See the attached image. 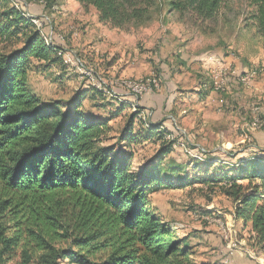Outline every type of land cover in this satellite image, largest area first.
I'll return each mask as SVG.
<instances>
[{
    "label": "trees",
    "instance_id": "trees-1",
    "mask_svg": "<svg viewBox=\"0 0 264 264\" xmlns=\"http://www.w3.org/2000/svg\"><path fill=\"white\" fill-rule=\"evenodd\" d=\"M34 1L24 0L28 5ZM75 1L94 8L102 24L125 32L149 25L165 10L206 32L204 26L217 25L227 2ZM245 1L251 10L248 21L264 42V0ZM24 2L8 8L3 13L8 25H0L3 35L13 30L24 38L22 48L0 53V264H189V247L150 200L161 187L191 182L184 167L167 162L185 135L176 126L171 131L151 121L141 104L135 107L90 84L67 102L38 97L29 84L32 60L57 65L65 51L43 37L37 17L19 8ZM210 91L222 93L214 82L202 96ZM86 98L99 109L112 106L110 101L118 107L109 117H97L84 108ZM126 109L132 114L118 143L107 145L110 122ZM147 142L158 146V154L134 168L131 147ZM240 160L228 168L211 159L207 166L220 165L205 181L221 185L239 203L236 218L264 249V159ZM245 181L252 192L242 185Z\"/></svg>",
    "mask_w": 264,
    "mask_h": 264
},
{
    "label": "rangeland",
    "instance_id": "rangeland-1",
    "mask_svg": "<svg viewBox=\"0 0 264 264\" xmlns=\"http://www.w3.org/2000/svg\"><path fill=\"white\" fill-rule=\"evenodd\" d=\"M17 5V0H0V25H8L3 13ZM19 8L35 15L38 19L35 24L41 25L38 27L43 37L49 43L55 40L65 51L63 57L67 63L64 59L57 65L32 60L30 88L44 101L67 102L89 90L88 84L93 83L83 78L86 72L79 68L80 63L88 71L99 73L107 85L105 92L112 86L108 93L111 97L130 101L138 107L135 96L126 97L121 91H129L122 86L128 81L153 86L157 81L154 89H148L152 95L167 82L175 81L186 89L185 95L193 97L199 85L210 87L214 82L217 88L219 78L224 83L220 91L223 97L231 85L238 87L241 94L243 91L251 94L256 103L251 106L252 115H246L250 110H242L245 120L239 125L229 123V127L223 120L207 118L202 125L217 123L219 129L203 127L198 133L196 128L186 131L176 125L185 140L175 147L167 162L174 161L184 167L191 185L161 187L150 200L151 206L176 230L178 240L185 241L182 245L189 247L190 254L185 258L189 264H264V249L258 245L251 228L236 218L239 203L227 196L221 185L205 181L213 177L220 165L214 162L211 167L207 166L211 159H220L228 168L240 159L253 156L264 159V42L248 21L251 10L246 1L227 0L221 19L217 25L206 24V32L180 23L166 10L149 25L125 32L102 24L94 8H84L75 0H36L31 5L24 2ZM12 31L6 35L0 33V53L23 47L22 34H11ZM243 67L247 72H242ZM233 78L242 84L230 80ZM83 105L93 108L90 98ZM224 105L222 99L218 113H222ZM192 113L188 112L187 116ZM131 114L126 109L110 122L107 145L118 143ZM131 149L135 155L134 168L152 162L159 151L157 145L149 142L136 144ZM199 155H204V160H198ZM249 184V181L242 182L252 192L253 186Z\"/></svg>",
    "mask_w": 264,
    "mask_h": 264
},
{
    "label": "crops",
    "instance_id": "crops-1",
    "mask_svg": "<svg viewBox=\"0 0 264 264\" xmlns=\"http://www.w3.org/2000/svg\"><path fill=\"white\" fill-rule=\"evenodd\" d=\"M246 69L247 68L243 67L242 72H247ZM230 80L234 81L235 83L238 82V85L242 84L239 79L233 78ZM230 87L231 90H229L226 97L225 95L223 97L222 95H219L213 91H210L207 97H203L202 94L207 91V87L206 85L202 84L196 87L197 94L191 97L190 95H185L184 92L186 89L182 86L180 87L175 81L167 82L158 93L142 98L140 104L146 111L151 112V121L155 123H163V126L171 131L174 130L177 124L181 125L186 131H191L196 128L197 133L198 129L203 127H209L211 129L215 128L217 130L219 129L217 123L209 122L205 125H202V123H204L202 121L207 120L208 118L218 121L223 120V124L225 125H229V123L230 125H239L245 120L242 116L244 114L242 110H250L246 113V115L249 114L250 116L252 115L251 112L253 109L251 106L256 104L254 101H252L251 94L249 95L244 91V94H241L240 91H237L239 90L238 87L233 85ZM37 96L40 97L39 95ZM222 99H224L225 107L223 108L222 113H218V108L220 107V101ZM136 101L139 102L138 99ZM110 103L112 106L110 105L105 109L96 108L94 105L93 108H84L94 113V115L97 117H109L110 113L115 112V108L118 107L115 102L110 101ZM136 106L138 107V105H135V107ZM234 109H237V111ZM188 112L193 113L190 116H187ZM197 120H199L198 124ZM176 127L178 128V126Z\"/></svg>",
    "mask_w": 264,
    "mask_h": 264
},
{
    "label": "built area",
    "instance_id": "built-area-1",
    "mask_svg": "<svg viewBox=\"0 0 264 264\" xmlns=\"http://www.w3.org/2000/svg\"><path fill=\"white\" fill-rule=\"evenodd\" d=\"M80 65H81V67L79 66V68L82 69L84 72H86V77L88 78V81L102 83L101 79L95 78V76L92 73H90L84 65H82L81 63H80ZM222 73H224V71H221V76L224 75ZM222 78L223 77H221V79ZM102 84H104V83H102ZM156 85H158L157 81H155V86ZM222 85H224V83L220 82L219 78H218L216 91L220 92L222 89ZM155 86H152V89H154ZM110 89H113L112 86H108V93H109ZM115 89L121 90L119 87H115ZM121 91L125 92L126 97L127 96H135L139 100V104L141 103V99L145 95L152 93V90H144V88H137V91H125V90H121Z\"/></svg>",
    "mask_w": 264,
    "mask_h": 264
},
{
    "label": "bare ground",
    "instance_id": "bare-ground-1",
    "mask_svg": "<svg viewBox=\"0 0 264 264\" xmlns=\"http://www.w3.org/2000/svg\"><path fill=\"white\" fill-rule=\"evenodd\" d=\"M35 23H37V21ZM38 26L40 27V25H38ZM90 73H92V72H90ZM92 74L95 76V78L101 79L99 77V75H97L95 73H92ZM84 75L86 76V73ZM101 81L103 83V80H101ZM92 83L93 84H91V85H94L95 88H98L100 90L104 91L107 88V85H105V84H102V83H99V82H92ZM124 84L125 85H122V86L124 88H126L127 90H129V91H137V88H144V90H148V89H151L152 86H153L151 83H146V84H141L140 85L138 83H135V82L133 83V82H130V81H128L127 83H124ZM167 139L171 140V141H174V137L171 136V135H168Z\"/></svg>",
    "mask_w": 264,
    "mask_h": 264
}]
</instances>
